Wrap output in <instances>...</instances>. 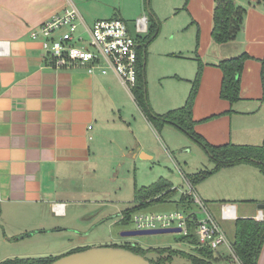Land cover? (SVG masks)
Instances as JSON below:
<instances>
[{
  "label": "crops",
  "instance_id": "1",
  "mask_svg": "<svg viewBox=\"0 0 264 264\" xmlns=\"http://www.w3.org/2000/svg\"><path fill=\"white\" fill-rule=\"evenodd\" d=\"M20 2L0 0V39L9 41L8 54L0 56V246L26 234L56 229L75 232L78 222L93 225L91 216L101 214L93 206L102 207L105 197L97 186L99 180L112 178L113 149L121 141L133 104L138 123L154 141L156 135L162 143L135 102L132 90L115 72L90 73L84 66L54 68L48 64L42 37L34 39L31 34L44 20L75 5L66 0ZM235 2L246 12L240 32L226 43H216L211 37L214 0H187L185 8L182 4L171 13L169 18L174 20L170 25L151 10V20L156 19L159 30L163 24L171 27L173 36L178 31L188 32L190 45L183 40L185 51L177 56L173 51H163L168 60L158 76L161 91L148 101L158 114L183 105L197 70L196 52L203 65L192 106L195 132L212 145H261L264 72L261 76L259 59L264 56V0L260 4L254 0ZM150 43L145 69L153 61ZM242 53L249 58L240 75V99L230 104L220 96L222 71L217 64ZM173 57L181 60H169ZM149 79L148 75L150 90ZM173 128L165 124L160 129L170 143ZM137 144L134 157L150 158L139 141ZM220 173L217 180L229 176L224 180H230L233 191L220 199L218 206L231 202L237 218L255 217L259 208H251L248 203L264 200V175L252 164L238 163L222 167L206 179L215 180ZM95 194L99 197H93ZM241 202L248 206L242 210L249 213L238 214ZM220 248L216 252L219 258L230 261L229 254ZM257 264H264V244Z\"/></svg>",
  "mask_w": 264,
  "mask_h": 264
},
{
  "label": "rangeland",
  "instance_id": "2",
  "mask_svg": "<svg viewBox=\"0 0 264 264\" xmlns=\"http://www.w3.org/2000/svg\"><path fill=\"white\" fill-rule=\"evenodd\" d=\"M28 0H21L20 4ZM40 3L47 0H31ZM57 1V0H56ZM61 1V0H60ZM70 4L76 6L82 17L88 25H91L97 19L121 18L126 21L129 27L134 31L135 20L138 16L146 15L152 11L157 12L160 16L159 20L162 22L167 19V23L172 24L174 19H170L171 13H174L182 4L183 0H66ZM152 10V11H151ZM175 18H180L176 15ZM176 20V19H175ZM179 20V19H178ZM153 20H151L152 22ZM156 21V19H155ZM154 22V21H153ZM159 26V24H158ZM168 26V25H167ZM171 27L161 25L160 30L150 43L149 49L151 51L152 64L148 69H145V83L147 99L158 95L161 91L159 78L162 66L167 62V57L162 55L163 51H173L174 55H180V51L184 53L183 40L187 39L189 33L177 32L174 36L171 33ZM145 36L146 33H142ZM193 38V35L192 37ZM190 45V40L187 39V44ZM148 47L146 48L147 54ZM191 51V50H190ZM145 54V62H146ZM153 54V57H152ZM172 61L181 60L177 57L169 59ZM149 72V73H148ZM148 75L151 81L149 90ZM147 79V80H146ZM151 93V94H150ZM151 95V96H150ZM135 104H133L128 124L123 129L122 136L120 135V143L113 149V171L112 177L109 180H99L97 186L105 197H102L103 206H93L94 209L101 213L97 217H93L90 221L93 225L90 227L87 224L77 223L78 230L69 231L67 229H56L46 233H35L34 235H23L22 237L0 246V261L13 258H27V257H43V256H63L74 249H86L90 247L124 245V244H138L142 248H171L183 252L185 255H172L168 260H164V264H193L187 257L188 255L200 256L194 251L192 245L184 239L183 232L160 233L153 235H135L122 236L120 232L123 230L134 229L131 222L127 224H119V213L127 207H130L133 199L134 187L147 186L158 181L160 177L168 179L173 187L176 188L174 196L171 200L151 204L141 210V214H156L168 213L174 210L183 211V206L178 202L179 196L182 193L198 194L201 200L205 202L208 209L216 217L218 223L227 233L228 237L232 239L233 236V222L224 221L220 218L218 202L220 199H226L227 194L233 191L229 184H232L227 177L216 175L215 180H201L194 187H191L185 180V174H192L200 170H209L214 167V162L210 160L207 152L192 138L188 137L178 128L171 129L172 141L170 143L165 131L154 129L159 133L161 145L156 140L157 136L153 135L155 141L151 138L148 131L145 130L144 125H140L139 117L135 113ZM143 147V152L150 155V158L142 159L139 155L134 157L135 150L138 146L137 142ZM218 171V170H217ZM216 171V172H217ZM210 174L209 176L215 174ZM105 173V172H104ZM208 176V177H209ZM207 177V178H208ZM190 194V196H191ZM198 196V197H199ZM99 197L98 194L93 196ZM192 197V196H191ZM187 199L189 206L188 211H195L199 217H203L199 206ZM216 201V202H211ZM221 202L219 203V205ZM241 202L238 206V214L249 213L248 210H242L245 205ZM251 208H257V203H248ZM96 205V203H95ZM100 206V205H99ZM187 206V205H186ZM248 206H245L248 208ZM82 217L80 216V219ZM89 223V222H88ZM90 227V228H89ZM74 242L75 244H72ZM221 247V248H220ZM219 246L227 255L229 251L227 248ZM218 248V250H219ZM2 255L6 257L3 258ZM159 253L148 252L146 257L156 259ZM166 257L167 254H161ZM222 259V258H221ZM224 258L223 261L213 260V264L223 262L225 264H239L237 260Z\"/></svg>",
  "mask_w": 264,
  "mask_h": 264
},
{
  "label": "trees",
  "instance_id": "3",
  "mask_svg": "<svg viewBox=\"0 0 264 264\" xmlns=\"http://www.w3.org/2000/svg\"><path fill=\"white\" fill-rule=\"evenodd\" d=\"M252 1V0H248ZM255 3L260 4L262 0H254ZM187 0L183 4L186 7ZM246 12L244 6L236 4L235 0H214L212 13V29L211 37L216 43H226L234 40L240 32L243 18ZM148 20H151V13H149ZM154 21V20H153ZM149 23L148 31L145 36H137L140 46L137 51V76L135 86L131 89L134 100L141 109L146 119L150 122L152 127L161 129L163 125L170 124L181 130L188 137L196 141L208 154L211 161L214 162V167L209 170H200L192 174H185L184 178L191 187H194L201 180L206 179L210 174L216 172L222 167L235 165L238 163H249L257 167L264 175V144L250 145V144H235L226 143L222 145H212L208 143L201 135L195 132L194 123L192 119V106L198 89L202 62L194 52L197 60V70L194 78L191 80V86L185 102L183 105L168 110L165 113H155L147 99L146 83H145V54L147 45L156 36L159 31L158 22ZM198 38V37H197ZM249 58V55L242 53L235 57L226 58L218 62V67L222 71V80L220 87V96L233 104L240 99V75L243 69L244 61ZM261 64V76L264 72V56L259 59ZM132 205L121 211L119 215V224H127L131 222L132 215L154 203H161L174 196L176 188L172 183L163 177L158 181L147 186L134 187L133 189ZM189 193H182L179 196L178 202L186 209L189 204L186 203L190 199ZM264 203V200L262 201ZM224 203V202H221ZM187 205V206H186ZM197 215L192 213V218L188 220L187 234L184 239L188 241L194 251L200 256L188 255L187 257L193 264H213L212 261H219L221 258L215 254L210 248L198 245V239L195 234V223ZM21 235L20 237H22ZM16 237V239L20 238ZM264 244V210L263 218L256 220L254 217H238L233 221V236L231 239V246L234 254L240 264H257V260ZM113 247H122L129 249L137 254L146 257V253H159L156 259L147 258L154 264H164V260H168L172 255L181 254L171 248H142L138 244H124L112 245ZM83 249H74L70 252L80 251ZM69 252V253H70ZM166 253V257L161 254ZM57 256H43V257H27V258H13L0 261V264H49Z\"/></svg>",
  "mask_w": 264,
  "mask_h": 264
},
{
  "label": "built area",
  "instance_id": "4",
  "mask_svg": "<svg viewBox=\"0 0 264 264\" xmlns=\"http://www.w3.org/2000/svg\"><path fill=\"white\" fill-rule=\"evenodd\" d=\"M148 25L146 15L136 18L134 31L121 18L99 19L87 25L77 9L71 7L41 22L31 36L34 39L42 37L45 59L54 68L84 66L90 73L99 71L102 74L112 70L128 89H132L136 83L137 51L140 46L137 36L147 33ZM8 46V40L0 39V56L8 54ZM190 191L193 193V189ZM191 196L203 217L187 209L156 214L137 211L132 215L131 223L135 229L180 227L181 232L187 234L188 220L195 213L198 217L195 234L199 246L208 247L215 254L219 246H224L229 256L237 260L231 242L216 217L198 194ZM219 212L222 220L233 221L237 218L235 205L231 202L221 203ZM254 218L261 220L263 210H259Z\"/></svg>",
  "mask_w": 264,
  "mask_h": 264
},
{
  "label": "water",
  "instance_id": "5",
  "mask_svg": "<svg viewBox=\"0 0 264 264\" xmlns=\"http://www.w3.org/2000/svg\"><path fill=\"white\" fill-rule=\"evenodd\" d=\"M259 210H264V203H258ZM180 227L128 229L120 232L122 236L153 235L180 232ZM49 264H154L144 256L129 249L113 246L90 247L70 252L53 260Z\"/></svg>",
  "mask_w": 264,
  "mask_h": 264
},
{
  "label": "bare ground",
  "instance_id": "6",
  "mask_svg": "<svg viewBox=\"0 0 264 264\" xmlns=\"http://www.w3.org/2000/svg\"><path fill=\"white\" fill-rule=\"evenodd\" d=\"M167 228V227H166ZM135 229V228H134ZM181 232V231H180ZM198 245H199V243H198ZM238 261V260H237ZM239 262V261H238Z\"/></svg>",
  "mask_w": 264,
  "mask_h": 264
}]
</instances>
